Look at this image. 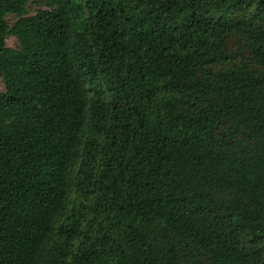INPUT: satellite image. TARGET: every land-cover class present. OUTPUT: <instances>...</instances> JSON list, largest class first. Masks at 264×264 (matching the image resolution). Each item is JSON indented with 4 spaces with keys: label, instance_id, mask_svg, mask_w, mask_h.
Listing matches in <instances>:
<instances>
[{
    "label": "trees",
    "instance_id": "trees-1",
    "mask_svg": "<svg viewBox=\"0 0 264 264\" xmlns=\"http://www.w3.org/2000/svg\"><path fill=\"white\" fill-rule=\"evenodd\" d=\"M0 78V264H264V0H0Z\"/></svg>",
    "mask_w": 264,
    "mask_h": 264
},
{
    "label": "rangeland",
    "instance_id": "rangeland-1",
    "mask_svg": "<svg viewBox=\"0 0 264 264\" xmlns=\"http://www.w3.org/2000/svg\"><path fill=\"white\" fill-rule=\"evenodd\" d=\"M7 45L8 47H11V48H15L17 46V43H16V40L14 38H10L8 41H7ZM0 90L3 91L4 90V84L0 78Z\"/></svg>",
    "mask_w": 264,
    "mask_h": 264
}]
</instances>
